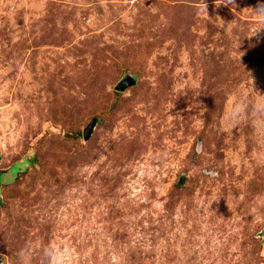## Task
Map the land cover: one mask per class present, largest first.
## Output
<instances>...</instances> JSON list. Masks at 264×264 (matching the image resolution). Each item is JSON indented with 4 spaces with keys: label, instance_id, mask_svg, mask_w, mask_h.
Returning <instances> with one entry per match:
<instances>
[{
    "label": "rangeland",
    "instance_id": "obj_1",
    "mask_svg": "<svg viewBox=\"0 0 264 264\" xmlns=\"http://www.w3.org/2000/svg\"><path fill=\"white\" fill-rule=\"evenodd\" d=\"M0 171V264H264V0H0Z\"/></svg>",
    "mask_w": 264,
    "mask_h": 264
},
{
    "label": "clouds",
    "instance_id": "obj_2",
    "mask_svg": "<svg viewBox=\"0 0 264 264\" xmlns=\"http://www.w3.org/2000/svg\"><path fill=\"white\" fill-rule=\"evenodd\" d=\"M45 252L48 256V264H57L61 259H64L63 250L57 246L55 243H50L45 247Z\"/></svg>",
    "mask_w": 264,
    "mask_h": 264
},
{
    "label": "water",
    "instance_id": "obj_3",
    "mask_svg": "<svg viewBox=\"0 0 264 264\" xmlns=\"http://www.w3.org/2000/svg\"><path fill=\"white\" fill-rule=\"evenodd\" d=\"M131 84H132V81L129 78H127L125 80H122V81L118 82L114 86V90L117 91V92H122L127 87H129ZM90 133H91V129L90 128L85 129L84 132H83V138L87 139L89 137ZM1 173L2 172L0 171V175H1ZM260 236L262 237V240L264 241V228L261 231Z\"/></svg>",
    "mask_w": 264,
    "mask_h": 264
},
{
    "label": "flooded vegetation",
    "instance_id": "obj_4",
    "mask_svg": "<svg viewBox=\"0 0 264 264\" xmlns=\"http://www.w3.org/2000/svg\"><path fill=\"white\" fill-rule=\"evenodd\" d=\"M1 176H2V173H1V175H0V178H1Z\"/></svg>",
    "mask_w": 264,
    "mask_h": 264
}]
</instances>
